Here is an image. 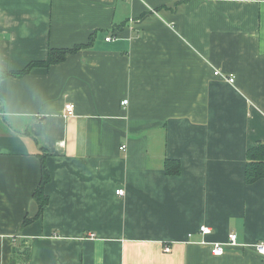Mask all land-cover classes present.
Returning <instances> with one entry per match:
<instances>
[{
    "label": "crops",
    "instance_id": "1",
    "mask_svg": "<svg viewBox=\"0 0 264 264\" xmlns=\"http://www.w3.org/2000/svg\"><path fill=\"white\" fill-rule=\"evenodd\" d=\"M258 143L264 0H0V264H264Z\"/></svg>",
    "mask_w": 264,
    "mask_h": 264
},
{
    "label": "trees",
    "instance_id": "2",
    "mask_svg": "<svg viewBox=\"0 0 264 264\" xmlns=\"http://www.w3.org/2000/svg\"><path fill=\"white\" fill-rule=\"evenodd\" d=\"M82 49L77 46L73 49H51L48 51L47 59L44 62H32L27 65L23 70L18 72H8L3 73L2 78L7 77H22L29 73L35 67H49L53 64H57L62 62L66 55L77 52ZM179 166L177 162L167 161L166 162V173L169 175H177L179 173ZM50 176L47 170L42 169V178L38 188L33 193L34 201L38 206V213L36 217H39L43 211V208L47 205L48 198L45 195L44 187L49 182ZM264 180V145L256 144L253 147H249L246 152V163H245V181L247 184H252L256 181ZM30 220H24L23 225L28 223ZM15 258L13 259L11 264H28L29 253L27 249L14 250Z\"/></svg>",
    "mask_w": 264,
    "mask_h": 264
},
{
    "label": "built area",
    "instance_id": "3",
    "mask_svg": "<svg viewBox=\"0 0 264 264\" xmlns=\"http://www.w3.org/2000/svg\"><path fill=\"white\" fill-rule=\"evenodd\" d=\"M112 38L111 37H108L106 38V41H110ZM215 76H219V77H222L224 78L228 83L232 84L234 83V78L233 77H224L219 71H214L213 73ZM122 105H127V101L124 100L122 102ZM64 112H65V116L67 117H70L72 116L73 114V106L71 104H67L65 105L64 107ZM124 147H121V150H123ZM116 195L117 196H123L124 195V192L122 190H118L116 191ZM199 233L205 237L207 235L210 234V229L206 226H201L199 228ZM238 244L236 242V236L234 234H229L228 237H227V241L224 242V243H215V244H212L211 245V254L213 256H221L224 254L225 250L228 249V248H233V247H237ZM253 250L259 254L260 256H264V243H257L255 245L252 246ZM165 252H169L170 251V248L168 246H166L164 248Z\"/></svg>",
    "mask_w": 264,
    "mask_h": 264
}]
</instances>
